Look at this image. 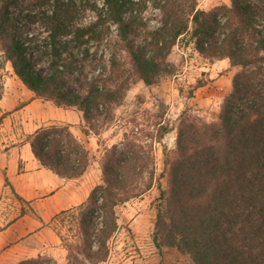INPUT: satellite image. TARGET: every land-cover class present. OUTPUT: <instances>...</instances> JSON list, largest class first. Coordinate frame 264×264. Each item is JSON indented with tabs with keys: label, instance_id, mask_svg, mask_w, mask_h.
Masks as SVG:
<instances>
[{
	"label": "trees",
	"instance_id": "16d2710c",
	"mask_svg": "<svg viewBox=\"0 0 264 264\" xmlns=\"http://www.w3.org/2000/svg\"><path fill=\"white\" fill-rule=\"evenodd\" d=\"M19 1L0 0V98L9 64L32 97L80 111L84 135L112 122L132 77L150 86L171 74L168 56L186 36L200 57L227 59L238 69L216 121L181 118L175 147L164 152L167 186H157L151 240L158 251L167 246L188 255L191 264H264V0H229L209 10L197 0H24L28 6L17 10ZM148 4L157 11L153 24L143 16ZM89 8L95 19L84 23L79 17ZM89 43L110 48L108 58ZM168 130L159 125L146 134L150 141L131 131L104 147L100 182L57 214L68 221L69 233L57 231L65 264L106 260L119 228L116 208L157 181L153 142ZM23 142L60 178H78L90 164L85 141L67 122L43 123ZM15 264L56 261L38 254Z\"/></svg>",
	"mask_w": 264,
	"mask_h": 264
},
{
	"label": "rangeland",
	"instance_id": "374dc122",
	"mask_svg": "<svg viewBox=\"0 0 264 264\" xmlns=\"http://www.w3.org/2000/svg\"><path fill=\"white\" fill-rule=\"evenodd\" d=\"M23 1H19L17 10L28 6ZM74 1L83 5L87 0ZM101 1L88 2L100 4ZM197 1L198 7L204 10L229 4V0ZM143 16L153 24L156 22L157 11L149 5ZM79 18L84 23H89L95 19V14L89 8L82 12ZM33 31L34 29L30 28L29 32ZM89 46L91 51H97V55L103 52L104 58H108L110 48L103 44L89 43ZM121 58L124 61L123 67L128 69L129 61L124 52H121ZM168 62L172 73L153 85L146 86L135 77L130 79L125 98L114 108L112 122L104 126L98 135L92 132L84 135L81 132L84 121L80 111L55 107L50 102H42L32 109L34 112L22 113L14 118L12 123L4 120L0 123V153L13 145L20 146L27 131H31L36 125L53 120L69 123L74 133L85 141L90 154L87 170L77 180H62V184L65 185L63 203L70 205L67 208L79 204L89 190L100 182L98 161L104 147L119 144L123 135L131 131H137L140 140L150 141L146 137L147 133L154 135L159 125L169 127L170 130L163 135L160 142H153L157 181L149 190L117 206L119 228L109 241L108 257L97 264H191L188 255L167 246L158 251L151 240L154 205L158 196L157 186L158 183L162 188L167 186L166 176H160L164 152L174 149L177 127L182 117H198L206 122L218 119L222 102L231 89L232 77L238 69L230 68L227 59L208 61L200 57L187 36L180 39L172 48ZM37 63L40 70L44 71V64L39 60ZM10 70L12 71L10 65L6 64L2 71L4 90L6 87L11 95L27 97L26 88ZM89 72L90 68H87V73ZM4 185L0 184V224L7 226L20 221L19 224L23 227L21 233L25 235L21 238L17 232L19 244L11 242L0 248V264H15L18 260L35 257L38 254L51 257L56 264H65L66 250L57 231L62 235L69 232L68 221L62 222L57 217L61 209L44 208L45 204L41 203L48 199V193L39 195L34 199L36 201L33 205H30L26 200H20L8 186Z\"/></svg>",
	"mask_w": 264,
	"mask_h": 264
},
{
	"label": "crops",
	"instance_id": "0c3cea01",
	"mask_svg": "<svg viewBox=\"0 0 264 264\" xmlns=\"http://www.w3.org/2000/svg\"><path fill=\"white\" fill-rule=\"evenodd\" d=\"M25 94L27 95L25 98L11 95L5 87L4 94L0 98L1 115L4 114L2 121L12 123V120L19 117L22 113L34 112L32 109L38 107L42 102H46L32 97V93L28 89L25 90ZM23 122L26 123L25 120ZM40 125L41 123L36 125L34 129ZM34 129L27 131L26 134L32 132ZM78 178H60L50 170L43 168L31 153L29 144L23 141L20 146L13 145L3 153H0V184L4 183L6 185L4 187L8 186L22 201L26 200L30 205H33L36 201L34 199L39 195L48 193V199H45L41 203L45 204L44 208L46 210H51L52 208L66 209L70 205L67 206L63 203L65 185L62 184V180L70 181L77 180ZM5 179H7V182ZM19 222L10 223L7 226L0 224L2 226L0 230V248L11 242H15V245L19 244L17 236L20 235L22 238L25 235L21 233L23 227ZM17 232L20 234L17 235ZM10 249L11 246L8 247V250Z\"/></svg>",
	"mask_w": 264,
	"mask_h": 264
},
{
	"label": "bare ground",
	"instance_id": "6f19581e",
	"mask_svg": "<svg viewBox=\"0 0 264 264\" xmlns=\"http://www.w3.org/2000/svg\"><path fill=\"white\" fill-rule=\"evenodd\" d=\"M3 238V237H2Z\"/></svg>",
	"mask_w": 264,
	"mask_h": 264
}]
</instances>
